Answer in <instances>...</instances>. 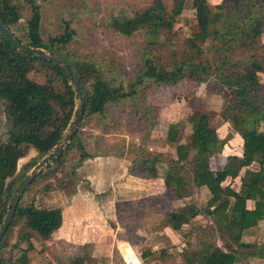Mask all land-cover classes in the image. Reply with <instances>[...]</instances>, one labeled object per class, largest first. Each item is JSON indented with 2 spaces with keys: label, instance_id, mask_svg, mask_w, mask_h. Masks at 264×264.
<instances>
[{
  "label": "trees",
  "instance_id": "trees-1",
  "mask_svg": "<svg viewBox=\"0 0 264 264\" xmlns=\"http://www.w3.org/2000/svg\"><path fill=\"white\" fill-rule=\"evenodd\" d=\"M166 1L169 2L168 10L163 0H151L142 12L127 18L108 16L103 25L125 38L143 28L150 33L156 32L158 28L168 31L170 17L181 13L185 0ZM260 2L245 0L244 7L238 8L224 2L210 5L207 0H191L197 27L194 35L220 41L222 55L218 61L211 64L201 59L193 37H190V53H186L171 68L158 64V59L149 51H143L140 69L124 78L110 60L82 58L76 51L65 47L75 34L68 20L62 21V27L57 32H46L40 6L35 0H0V20L4 26L25 45L56 55L67 67L69 75L77 80L83 96L77 127L60 152L51 156L50 162L24 188L0 238L1 249L8 244L11 230L17 228L18 240L26 242L27 247L21 249L11 264H28L26 250L31 248L30 236L47 239L62 222L58 207H35L32 199L22 203L28 188L37 178L45 177L49 180L44 187L46 190L67 194L77 184V169L85 160L99 155L90 150L82 134L84 120L93 117L105 120L112 115L110 112L117 114L124 104H128L129 117L136 127L131 129V133L137 136L138 143L130 141L128 154L131 159L127 173L140 179L157 177L160 160L156 152L147 148L156 107L140 102L138 97L146 82L148 87L157 89L173 86L181 79L195 84L205 82V92L218 95L221 104L218 113L199 109L186 116L190 132L185 142L177 139L180 122L167 126L165 141L173 144V156L167 161L161 176L164 189L171 191L172 197L182 199L191 194L187 187L205 186L209 197L203 207L183 204L168 211L164 225L176 229L181 224H187L195 215L203 213L212 218L219 234L226 231L233 244L247 246L240 242L242 232L264 218V128H261V122H264V86L256 78V73H264V42L259 35L264 10L260 9ZM18 31L21 34H16ZM35 65L45 78L42 83L33 80L22 83L20 71L9 79H3V73L8 68L14 67L15 72L21 68L22 72H27ZM0 101L6 119L5 138L0 140L1 223L19 181L62 135L73 112L74 94L55 65L33 53L15 49L0 34ZM36 106L37 110L32 115L31 110ZM173 108L176 113L174 121L184 116L178 104ZM215 116L228 122L239 135L241 154L239 157L227 155L222 164L212 168L211 161L220 154L224 143L213 127V131H209V123ZM29 150H33L34 155L17 167L18 160L26 156ZM185 163H190L188 177L182 173ZM252 163L257 165V169L247 171L240 178L236 190L229 184L221 185L227 178L238 176L242 168ZM246 200L254 202L252 209L245 207ZM222 246L224 249L207 236H201L196 238L194 246L189 242L184 243L177 255L182 264H233L236 261L235 250L226 242ZM256 253L264 263V248L258 249ZM151 254L150 250H146L142 257ZM88 257L89 253L77 254L69 257L65 264H86ZM131 257L134 262H138L133 255ZM175 259L174 252L161 250L156 260L160 264H165L167 260L175 264ZM0 264H3L1 258Z\"/></svg>",
  "mask_w": 264,
  "mask_h": 264
},
{
  "label": "rangeland",
  "instance_id": "rangeland-1",
  "mask_svg": "<svg viewBox=\"0 0 264 264\" xmlns=\"http://www.w3.org/2000/svg\"><path fill=\"white\" fill-rule=\"evenodd\" d=\"M207 1L210 5L224 2L243 8L245 0ZM35 2L40 6L46 32H57L62 27V21L68 20L70 29H73L75 34L65 47L76 51L82 58L110 60L124 78L140 69L143 51H149L158 59L156 61L158 64L171 68L186 53H190L188 48L190 37H193V43L201 59L214 64L222 55L220 41L209 37L198 38L194 35L197 27L191 0H185L178 16L170 17L171 26L168 31L158 28L156 32L150 33L148 29L143 28L129 38L104 27V21L112 15L119 18L131 17L134 13L146 9L151 0H35ZM163 3L168 10L169 2L163 0ZM260 4V9L264 10V0H261ZM169 16L168 14L167 17ZM16 34H21V31ZM259 35L260 40L264 42V21L260 25ZM14 70V67L8 68L3 73L5 74L3 79H9L19 74V71L22 74V76L19 74L22 83L31 80L42 83L45 79L37 65L27 72H22L21 68L17 69V72ZM256 78L264 86V73H256ZM146 83L138 100L156 107L155 122L150 124L147 148L156 152L160 160L157 164V177L140 179L127 173V165L131 159L128 154L130 141L138 143L137 136L131 133V129L134 130L136 127L129 117L128 104H124L117 114L110 112L112 115L105 120L96 117L84 120L82 134L90 150L99 155L97 158L85 160L77 169L76 186L67 194L58 190H46L44 187L48 178L39 177L21 200L25 203L32 199L35 207H58L63 215L61 227L49 238L30 236L31 248L26 250L28 264H65L69 257L83 253H89L86 264H125L118 252L119 241H123V245H129L139 259L138 262H134L129 247L123 246L124 259L130 261V264H160L156 259L162 234L158 231L162 230L161 227L165 224V214L179 207L175 208L172 204L177 199L172 197L171 191L164 189L161 179L167 161L173 156V144L165 141L167 126L180 122L177 127V139L179 142H185L190 132L186 116L199 109L218 113L221 100L218 95L205 92V82L195 84L187 79H181L173 86H162L157 89L148 87ZM175 104H178L184 113V116L176 121L173 108ZM36 110L37 106L31 110V114H35ZM220 121L221 119L215 116L209 123L211 129L209 131L212 132L214 129L212 127ZM5 123L3 104L0 101V140L5 138ZM261 128H264L263 121ZM237 142L238 138L232 140L235 147L239 145ZM221 150V153L228 151L225 147H221ZM33 155V150H29L26 156L18 160L17 167ZM223 156L224 154H220L212 159V168H216L223 161ZM184 166L185 170L182 173L188 177L190 163H185ZM189 187L187 188L189 193L191 190V194L179 199L181 203L191 202L203 207L205 192ZM112 213L116 215L117 220L111 218ZM213 224L211 217L201 213L190 225L180 228L182 230L178 232L177 245H169L167 248L180 247L182 243L187 242L194 246L196 238L213 234L214 229L211 228ZM116 226L118 230L112 235L110 231ZM17 232V228L12 229L8 234V244L0 249L3 264L13 263L21 249L27 247L25 241L18 240ZM222 233L230 241L228 233L226 231ZM146 250H152V254L142 257ZM165 264L172 263L167 260Z\"/></svg>",
  "mask_w": 264,
  "mask_h": 264
},
{
  "label": "crops",
  "instance_id": "crops-1",
  "mask_svg": "<svg viewBox=\"0 0 264 264\" xmlns=\"http://www.w3.org/2000/svg\"><path fill=\"white\" fill-rule=\"evenodd\" d=\"M213 128H214V132L218 136V138L223 139V140L225 139L222 148L225 147L226 149H228V151L224 152V153L220 152V154H224V156L222 157L223 160H224V157L227 156V155H236V156L239 157L240 154H241V139H240L239 135L235 131H233L231 129L229 123L226 122V121H220L218 124L213 126ZM227 137H229V138H227ZM237 138H238V142L237 143L239 145H238V147H235L232 144V140L237 139ZM97 157L98 156H96L95 158H97ZM222 163H223V161L220 164H222ZM256 169H257V165L252 163L249 166H247L245 168H242L239 171L238 176H236L233 179L227 178L226 180H224L221 183V185H225V184H229L230 185V181H232L233 184H231L230 187L236 190L238 188L239 183H240V178L244 174H246L247 171H255ZM194 188H196V189L198 188V190H203L205 192V195H206L205 196L206 197L205 201H206L207 198L209 197V192H208L207 188L205 186L194 187ZM172 204L174 205L175 208L178 207V206L180 207L183 204H194L195 206H197L199 208L201 207L198 204L191 203V202L190 203L187 202V203H183L182 204L181 200H179V199L173 201ZM253 204H254V202L252 200H246L245 201V207L247 209H252L253 208ZM61 214H62V211H61ZM200 214L201 213L195 215L193 218H191L189 220V222L187 224H181L176 229L171 228L170 226L164 225V226L161 227L162 230L158 231L160 234H162L160 236V240L162 242H161V246L159 247V251L163 250V251H165L167 253H170L171 251L174 252L175 256H176L175 264H182V261H181L180 257L177 255V253L180 251L181 246H183L184 243H182L180 247H178V246H174V247L172 246L170 248H167V247L169 245L171 246L173 244L177 245V241H178V237H179V233L178 232H180V230H182L180 228H183L184 226L190 225L192 223V221L194 219H196L197 216L200 215ZM111 218L113 220H117V217H116V215L114 213H112ZM62 222H63V215H62ZM62 222H61L60 226L58 227V229L61 227ZM196 226H198V225H196ZM211 228L214 229L213 230V234L212 235H207L208 238L213 240L215 242V244L217 246L221 247L222 249H224V247L222 246L223 243L226 242L232 247V249L235 250L236 261L233 264H264L262 258L256 253L258 251V249L264 248V218L259 219L256 222L255 225L245 229L242 232V234L240 236V242L244 243L247 246H237L236 244H233L223 234H219L217 232L216 226H214V224L212 225ZM117 230H118V227L116 226V228H114V230L112 229V231H110V232L112 233V235H113V232H114V235H115ZM181 232H183V231H181ZM119 242L123 243V241H119ZM150 251L152 252V250H150ZM159 251H157V253Z\"/></svg>",
  "mask_w": 264,
  "mask_h": 264
},
{
  "label": "water",
  "instance_id": "water-1",
  "mask_svg": "<svg viewBox=\"0 0 264 264\" xmlns=\"http://www.w3.org/2000/svg\"><path fill=\"white\" fill-rule=\"evenodd\" d=\"M0 34L7 41V43L10 44L15 49L23 51V52L33 53L37 57L44 58L48 60L49 62H51L53 65H55L61 71V73L67 80L68 84L71 86V89L74 94L73 112L59 140L56 142V144L53 146L51 150H49L38 162H36L25 173V175L22 177V179L17 184L15 191L12 193L8 201V208L6 209L2 217V221L0 223V238H1L8 222L10 221L12 217V214L14 212L19 196L23 192L24 188L44 168L46 163L50 162L49 161L50 157L55 156L56 154L60 152L64 144L68 141V137L70 136V134L77 127L76 124H77V121L79 120V115L81 114L82 107H83V96H82L81 88L77 80L74 77H71L69 75V71L67 67L60 62L59 58L56 55L44 49L38 48V47L27 46L24 43L18 41L12 35V33L4 26L1 20H0Z\"/></svg>",
  "mask_w": 264,
  "mask_h": 264
},
{
  "label": "built area",
  "instance_id": "built-area-1",
  "mask_svg": "<svg viewBox=\"0 0 264 264\" xmlns=\"http://www.w3.org/2000/svg\"><path fill=\"white\" fill-rule=\"evenodd\" d=\"M123 246H128L129 249H130V251H131V254L134 256V258L137 259V260H139L138 257L135 255L134 251L131 249V247H130L129 245H123V243H119V244L117 245L118 252H119V254H120V256H121V258H122V260H123V262H124L125 264H130V263H129L130 261H126V260L124 259V256H123V253H122V248H123Z\"/></svg>",
  "mask_w": 264,
  "mask_h": 264
}]
</instances>
